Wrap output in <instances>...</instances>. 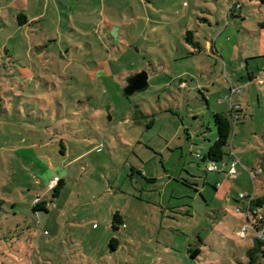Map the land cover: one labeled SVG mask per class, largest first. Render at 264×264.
Returning <instances> with one entry per match:
<instances>
[{
    "label": "rangeland",
    "instance_id": "rangeland-1",
    "mask_svg": "<svg viewBox=\"0 0 264 264\" xmlns=\"http://www.w3.org/2000/svg\"><path fill=\"white\" fill-rule=\"evenodd\" d=\"M260 80V0H0V264H237L243 211L188 175L217 173L214 113L238 116L229 145L264 134Z\"/></svg>",
    "mask_w": 264,
    "mask_h": 264
},
{
    "label": "crops",
    "instance_id": "crops-1",
    "mask_svg": "<svg viewBox=\"0 0 264 264\" xmlns=\"http://www.w3.org/2000/svg\"><path fill=\"white\" fill-rule=\"evenodd\" d=\"M23 21H25V23H28V20L26 18L25 20L23 19ZM250 79H253V77L251 76ZM232 91L235 92L233 89ZM230 112L231 111L222 112V113L216 112L214 114L228 115ZM239 112H241V110ZM255 135L256 137L251 138L252 141L248 143H244V141L241 140L239 141L240 143L238 142L237 146L233 145L234 140H235L234 138L232 145H229V151L227 153L226 159L224 160L223 158L222 160L224 163H226V168H224L222 171L217 172L215 177L206 175L205 179L197 180L198 178H196L194 173L193 174L191 173L192 175L191 174L188 175V179L192 181V185L197 186L199 185V182H202V186H203L202 190H195V194L198 197L202 198V200L205 203L204 204L205 207L211 208L210 210L215 209L219 213H226L227 205H230L231 200H232L234 204L233 206H235L236 209L243 211L241 218L239 220L237 219L238 221L236 223V228H237V231L239 232H241L242 229H245L244 236L240 238L242 241L240 242L241 245H238V246L234 245L231 251L232 253L231 256L237 264H262L263 263L262 249L260 247H256L257 252L254 255H252V261H253L252 263L250 261L251 259L248 254L249 251H251L255 247V242H256V227L253 224V218L248 217L247 214L245 213L246 208L247 207L249 208V206L247 205V202H245V199L238 200V198L234 199L232 197V194L239 195L243 193L245 196L252 195V199H253L252 202L258 201L260 202V205L257 207H250L249 209H255L264 215V134L260 135L259 133L255 132ZM252 155H254L253 158L255 159H252L251 157ZM203 156L204 154L202 155V157ZM233 158H236L239 160V163H238L239 167L236 166L237 176L235 178H229V176L227 175V169H228L229 163L232 161ZM201 161H204V160L201 159ZM53 179L49 180V183ZM147 180L150 183H154L155 181V179H147ZM245 182H248L249 185H246ZM208 185L212 187L213 199L217 203L214 207H212L210 204L207 203L206 194L204 193V192L208 193V190H207ZM236 185H239L242 191L236 189ZM135 199H137V201L139 202L142 201L141 198L139 197ZM39 201L44 202L46 205L45 201H42L40 199ZM222 201L227 203V205H223ZM0 202L3 203L5 201L0 200ZM184 206H185L184 213L190 216L191 208L188 207V204ZM233 206L232 208H234ZM174 208H177L178 211L174 212ZM166 209L170 210L171 213H175V214H177L178 212H181L178 206L177 207L169 206L168 208L162 207L161 213H163ZM121 217H122V220H125L126 218L125 213H123ZM161 217H163V214H161ZM110 229H111V224H110ZM239 232L237 233L239 234ZM199 242L200 244H203L202 241H199Z\"/></svg>",
    "mask_w": 264,
    "mask_h": 264
},
{
    "label": "trees",
    "instance_id": "trees-1",
    "mask_svg": "<svg viewBox=\"0 0 264 264\" xmlns=\"http://www.w3.org/2000/svg\"><path fill=\"white\" fill-rule=\"evenodd\" d=\"M262 3H264V0H260ZM22 19L25 20V17L22 15L18 16V21L19 24H23L25 23V21H21ZM184 40L187 43H192L194 46H198V43L193 41V35L191 32L186 31L184 34ZM4 111L2 108V104L0 101V112ZM213 124L214 127L216 129V138L214 140V142L212 143V145L208 148L207 152L204 154V156L202 157V160L205 161H213V162H221L223 160L224 157L227 156V154L225 153V149L229 146V142H230V138L232 136V127L234 125L233 119H232V111L228 114V115H223V114H213ZM60 186H61V181L58 180L57 185L53 188L55 190L54 192V196H57L58 191L60 190ZM260 205V202H252L250 204V207H257ZM34 211L37 210H43V211H47L46 207H45V203L44 202H37L34 204ZM123 220L121 215L116 212L114 214H112L111 216V230L112 231H117L119 228V224H122ZM109 246L111 249H115V247L117 246V241L116 239L112 238L109 242ZM256 247H260L259 242L256 240L255 242V247L249 251V256H250V261L251 263L252 261V255H254L257 250ZM190 251V250H189ZM192 252V257H196L197 255H199V250L195 249Z\"/></svg>",
    "mask_w": 264,
    "mask_h": 264
},
{
    "label": "built area",
    "instance_id": "built-area-1",
    "mask_svg": "<svg viewBox=\"0 0 264 264\" xmlns=\"http://www.w3.org/2000/svg\"><path fill=\"white\" fill-rule=\"evenodd\" d=\"M260 84H264V81L260 80ZM238 108V107H237ZM232 119L233 121H236L238 119L237 115H234V112L232 111ZM198 158H200L201 156L199 154L196 155ZM206 166H205V171L206 172H219L222 171L224 168H226V163L222 162L221 166L217 165V162H213V161H206ZM239 163V160L236 158H233L232 161L229 163L228 165V169H227V175L230 178H235L237 176V170H236V165ZM56 182H58V180L56 181V179H53L50 182V186H53V184H55ZM55 187V186H54ZM53 187V188H54ZM239 198L241 200H246L247 205L250 208V204L252 203V195L250 196H245L243 194H239ZM39 202V198H36L34 200V204ZM248 207L245 210V213L247 214L248 217L253 218V224L256 227V240L259 242L261 249H262V259H263V263L264 264V215L261 214L260 212H258L255 209H249ZM244 232L245 229H243V231H241L239 234L241 237L244 236Z\"/></svg>",
    "mask_w": 264,
    "mask_h": 264
},
{
    "label": "water",
    "instance_id": "water-1",
    "mask_svg": "<svg viewBox=\"0 0 264 264\" xmlns=\"http://www.w3.org/2000/svg\"><path fill=\"white\" fill-rule=\"evenodd\" d=\"M148 75L146 72L137 73L129 77L123 93L126 97L133 95L135 92L144 89L147 86Z\"/></svg>",
    "mask_w": 264,
    "mask_h": 264
}]
</instances>
